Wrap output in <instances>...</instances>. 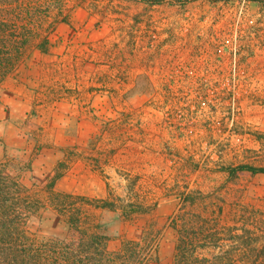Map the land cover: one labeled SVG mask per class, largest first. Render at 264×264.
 Instances as JSON below:
<instances>
[{"label": "rangeland", "instance_id": "374dc122", "mask_svg": "<svg viewBox=\"0 0 264 264\" xmlns=\"http://www.w3.org/2000/svg\"><path fill=\"white\" fill-rule=\"evenodd\" d=\"M5 2L33 30L0 79V171L39 200L32 236L68 235L51 191L113 202L77 199L81 224L111 252L145 241L146 264H172L185 193L221 223L242 213L264 230V175L224 171L264 166L262 0Z\"/></svg>", "mask_w": 264, "mask_h": 264}, {"label": "trees", "instance_id": "16d2710c", "mask_svg": "<svg viewBox=\"0 0 264 264\" xmlns=\"http://www.w3.org/2000/svg\"><path fill=\"white\" fill-rule=\"evenodd\" d=\"M139 1L158 3L157 0ZM15 7L12 2L0 3L1 80L8 70L16 67L22 54L30 47V34L33 33L31 22L21 21L18 26L13 21L9 22L11 19L7 14L10 15ZM35 48L46 53L53 47L47 37H42ZM169 119L166 123L172 127L174 123ZM224 171L229 177L243 173L264 175V166L238 164ZM49 193L53 206L69 229L63 239H38L28 232V219L41 207L39 200L27 193L17 177L0 171V264L147 263L151 248L145 241L126 240L111 252L105 234L85 229L81 224V203L77 199L97 208H114L113 202ZM182 200L183 205L171 219V226L177 234L172 264H264V230L256 226L251 215L241 213L237 217L235 213L230 222L221 223V218L207 214V207L205 211L196 209L199 206H195L197 197L193 193H185ZM188 204L195 208H187L185 205ZM135 207L133 211L141 209L140 205ZM216 213L221 215V210Z\"/></svg>", "mask_w": 264, "mask_h": 264}]
</instances>
